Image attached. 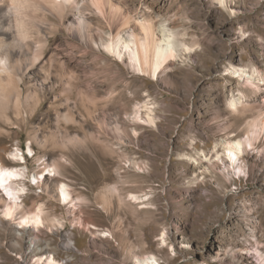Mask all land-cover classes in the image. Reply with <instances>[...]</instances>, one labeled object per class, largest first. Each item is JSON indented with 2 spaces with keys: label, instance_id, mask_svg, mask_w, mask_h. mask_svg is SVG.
<instances>
[{
  "label": "rangeland",
  "instance_id": "obj_1",
  "mask_svg": "<svg viewBox=\"0 0 264 264\" xmlns=\"http://www.w3.org/2000/svg\"><path fill=\"white\" fill-rule=\"evenodd\" d=\"M116 1L139 32V20L148 17L176 35L178 55L159 76L135 71L128 56L104 47L120 24L92 0H72L56 12L0 4V26L12 29L0 32L9 47L0 66L23 65L16 66L20 103L15 98L0 111V163L27 166L23 204H41L46 220L40 229L20 227L0 205V264H48L53 256L56 264H137L135 253L154 254L160 264H264V156L248 147L233 167L217 159L221 145L214 149L246 136L264 102V78L256 75V89L236 73L255 66L264 73V0ZM79 17L101 39L90 44L76 26ZM234 96L254 107L231 112ZM145 103L154 108V123L133 118ZM104 120L130 135L106 133ZM17 147L25 161H13ZM43 161L61 162L60 172L36 184L32 175ZM60 181L82 198L79 207L59 200ZM109 185L126 187L123 202ZM129 192L150 198L130 204Z\"/></svg>",
  "mask_w": 264,
  "mask_h": 264
},
{
  "label": "bare ground",
  "instance_id": "obj_2",
  "mask_svg": "<svg viewBox=\"0 0 264 264\" xmlns=\"http://www.w3.org/2000/svg\"><path fill=\"white\" fill-rule=\"evenodd\" d=\"M14 1L15 3L17 2V4L18 2L20 3L21 6H19L18 4L17 5L18 8L21 7L22 9H25V7H22V5L28 2V4H31L33 6H44L47 10L51 12H56L59 10H63L65 3L71 2L72 0H64V1L63 0H14ZM92 1L96 6V10L107 15V17H109V19L112 20L114 23L120 24V26H118L119 28L116 34L113 36L112 39L107 41V43H104V47L109 52L113 51L118 57L122 58V56L124 55L128 56L129 59L128 63L135 71L148 73L153 77L159 76L160 73L163 72L167 64L171 62L174 58H176V56L178 55V48H179L178 40L172 29L169 28L166 23L161 22L159 26H156L157 24H155L154 21H150L148 17H145L144 19L139 20L142 26L141 31L139 32L134 27L133 17L130 14L129 10L126 11L124 7L118 5L116 0H92ZM227 1L228 0H220L221 3H225ZM5 2H9V0H1L0 4ZM9 12H11V9L8 10V13ZM31 14L34 15V13ZM78 20L79 21L76 26L78 30L81 32V34L84 33L85 35L84 38L90 44L93 43L94 41L95 42L98 41L99 38L101 39V34L99 33V30L94 31V28L92 27V23L88 22L87 19L81 17H79ZM22 21H20V23ZM7 30L11 31L12 29L11 28L4 29L0 26V32ZM2 39L3 38L0 37V55L5 54L9 49L8 45L4 43ZM183 44L187 51L191 49V47L188 46L186 43ZM16 66L22 69L21 66L23 65L20 66V64H18ZM16 66L12 65L8 68H2V66H0V111L1 112L8 111L10 109L9 105L11 104V101H13V99L15 100V98L18 100V101L16 100V103H20L19 100L21 98V95H23L22 90L20 88L22 79L17 75ZM236 73L242 75L244 80V85L253 86L256 89L261 88V85L258 84L257 82L260 78L257 77L256 75L258 76L260 75L264 78V73L261 71L259 67L255 66L253 70L249 72L248 70L245 69L242 70V73L241 71ZM96 93L97 92L94 91V96L96 95ZM246 101L242 97H237V96L232 97L229 100L231 112L240 114L242 111L244 112L254 107L252 103L250 102L247 103ZM261 103L262 106L258 107V115L253 119H251L247 124L246 136L237 139L227 138L223 140L221 143H217L215 145L214 149L216 152L218 151V147L220 145L223 148L222 153L217 152L218 160L222 161L224 160L223 158L226 157L228 161L231 162L232 166L235 167L234 165L236 161L241 160L240 159L241 156H243V154L249 150L248 147L252 150L255 149L257 151V154L264 156V148H261L260 146L257 145V142L261 138V136L264 137V102ZM142 107L145 108L146 110L144 111L146 113L145 115L146 118L145 116H143ZM154 114H155L154 108L148 106L147 103H145L144 105L138 104L135 107V114L133 115V118L137 122L142 119H145V121L147 120L146 121L147 123L148 122L154 123L155 122ZM118 117L120 116H116V118L114 116L112 117V120L116 121ZM73 118L74 115L73 116L71 115L70 118L68 117V120L71 119L73 120ZM103 127H104L103 130H105L106 133L113 131L116 137H123L130 135L124 131L123 127L119 123H116V126L112 128L110 124L104 120ZM95 139L98 140V138ZM2 150L4 149H0V157L3 156ZM34 151L35 150L32 141H30L28 144V152L33 154ZM11 155L13 157V161L15 162H18L19 160L20 161L26 160L25 154L20 147H17L14 151H12ZM40 164H42L43 166L42 167L40 166V169L37 172H34V174L32 175L33 177L32 179L36 184L37 183L44 184L45 180L47 179V175L55 177L60 172L59 168L61 162L57 161V162L49 163L43 161ZM27 171H28L27 166L11 167V166H7L4 162L0 163V188L3 191L2 195H0V205L4 207V213L7 218L19 219L20 227L32 226L34 228L40 229L44 227L46 224V220L44 216V208L42 207V205L36 204L32 208H28L23 204L24 202L23 197L27 194V186L25 184ZM124 182L125 184L130 183V181L126 179H124ZM137 182H139V186H141L142 181L137 180ZM126 186H131V185H126ZM106 188H107V192L118 193L119 199L121 200V202H123L124 192L122 191V189L124 190L126 187L120 188L117 185H112V186L109 185ZM57 192H58L59 200L62 201V203L64 204L71 203L73 204L72 207L80 206V203L78 201L82 200V198L81 197L75 198L73 196L69 184H67L66 182L60 181L57 184ZM103 196L104 199H107L106 198L107 194H104ZM127 197H128L127 200L130 201V204H134V203H145L147 200H149L150 195L149 194L147 195L145 193L138 194L135 192H129ZM76 199L79 200L76 201ZM141 207L146 208L148 207V205L144 204ZM165 234L166 232H164L161 237L163 246H165V243L167 242ZM121 235L123 237L125 234L121 233ZM141 240L144 241L145 239L140 237L139 241ZM128 244H125L123 246L126 247ZM162 249H164V247H162ZM134 258L137 264H160L158 258L154 254L140 255L138 253H135ZM47 263L56 264L55 256L47 259Z\"/></svg>",
  "mask_w": 264,
  "mask_h": 264
}]
</instances>
